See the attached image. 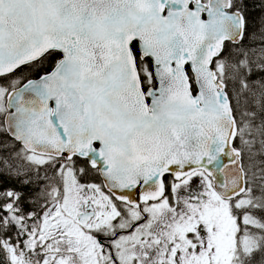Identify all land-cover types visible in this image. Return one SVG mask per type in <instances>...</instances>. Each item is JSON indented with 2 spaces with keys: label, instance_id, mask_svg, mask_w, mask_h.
Returning a JSON list of instances; mask_svg holds the SVG:
<instances>
[{
  "label": "snow or ice",
  "instance_id": "obj_1",
  "mask_svg": "<svg viewBox=\"0 0 264 264\" xmlns=\"http://www.w3.org/2000/svg\"><path fill=\"white\" fill-rule=\"evenodd\" d=\"M0 264H264V0H0Z\"/></svg>",
  "mask_w": 264,
  "mask_h": 264
}]
</instances>
